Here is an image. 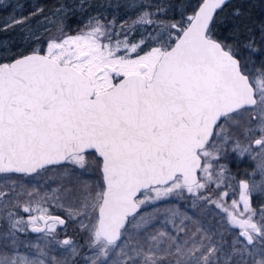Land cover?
Masks as SVG:
<instances>
[{"label": "snow or ice", "instance_id": "6c2138e0", "mask_svg": "<svg viewBox=\"0 0 264 264\" xmlns=\"http://www.w3.org/2000/svg\"><path fill=\"white\" fill-rule=\"evenodd\" d=\"M0 5V264H264V2Z\"/></svg>", "mask_w": 264, "mask_h": 264}, {"label": "trees", "instance_id": "16d2710c", "mask_svg": "<svg viewBox=\"0 0 264 264\" xmlns=\"http://www.w3.org/2000/svg\"><path fill=\"white\" fill-rule=\"evenodd\" d=\"M7 4L16 8L17 12L23 11L25 14L32 8L33 5L44 6L46 9L57 6L61 2H66L71 4L72 0H5ZM78 3L79 0H76ZM89 3L96 5L99 3H107V0H88ZM115 2V0H113ZM123 2V0H121ZM170 2L178 3L179 0H170ZM186 2V0H185ZM264 2V0H251V3L255 5H259ZM22 6V7H21ZM12 11V8H8L7 10L0 5V22ZM259 11V8H257ZM77 17H70L71 21H74ZM74 26V24H73ZM227 166L232 170L233 175L240 174L243 175L244 171L247 169L249 173H251L252 168L254 167V163L246 160H238L237 157L230 156L227 161Z\"/></svg>", "mask_w": 264, "mask_h": 264}, {"label": "rangeland", "instance_id": "374dc122", "mask_svg": "<svg viewBox=\"0 0 264 264\" xmlns=\"http://www.w3.org/2000/svg\"><path fill=\"white\" fill-rule=\"evenodd\" d=\"M4 2H6V1L4 0ZM230 156L237 157L238 160H246V161H251V162H253L252 160H250V159H248V158L238 157V156L235 155V154L229 155V157H230ZM229 157H228L226 160L221 161V163L227 165V161H228ZM253 163H254V162H253ZM72 230H73L72 228H69V229H68L69 232H71Z\"/></svg>", "mask_w": 264, "mask_h": 264}]
</instances>
